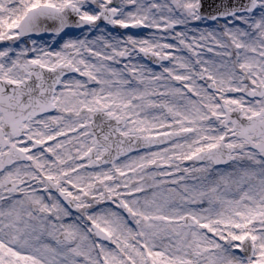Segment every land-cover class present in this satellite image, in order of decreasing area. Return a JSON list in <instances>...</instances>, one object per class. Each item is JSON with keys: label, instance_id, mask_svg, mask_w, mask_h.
<instances>
[{"label": "snow or ice", "instance_id": "obj_1", "mask_svg": "<svg viewBox=\"0 0 264 264\" xmlns=\"http://www.w3.org/2000/svg\"><path fill=\"white\" fill-rule=\"evenodd\" d=\"M0 264H264V0H0Z\"/></svg>", "mask_w": 264, "mask_h": 264}]
</instances>
